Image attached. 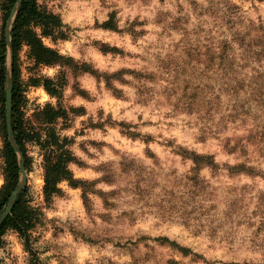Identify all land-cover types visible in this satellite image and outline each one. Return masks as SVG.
Returning <instances> with one entry per match:
<instances>
[{"label":"clouds","instance_id":"clouds-1","mask_svg":"<svg viewBox=\"0 0 264 264\" xmlns=\"http://www.w3.org/2000/svg\"><path fill=\"white\" fill-rule=\"evenodd\" d=\"M35 4L59 24L26 29L62 61L21 42L39 222L0 235V264H264V0ZM49 106L66 118L34 119ZM48 153L70 154L71 180L46 199Z\"/></svg>","mask_w":264,"mask_h":264},{"label":"trees","instance_id":"trees-1","mask_svg":"<svg viewBox=\"0 0 264 264\" xmlns=\"http://www.w3.org/2000/svg\"><path fill=\"white\" fill-rule=\"evenodd\" d=\"M17 0H1L2 11L4 12L5 19L9 17L13 6ZM33 20H38L46 26L45 35L50 34V30L47 28L48 24L58 25L59 21L56 18L45 15L44 11H37L35 0H24L20 11L17 15L15 23L12 29V41L14 50V68H13V108H12V128L18 145L22 151L23 157L26 162V168H30V159L27 156L26 149L24 147L25 140L31 141L36 140L37 143L40 142L39 131H44L45 129H30L27 122L23 118V113L20 111V106L22 105V84L20 80V66H19V51L22 41H27L32 45V55L36 56L37 65L39 62H44L46 64H51L54 62H59L60 57L44 47H42L40 41L36 38L35 34L26 29V26ZM6 53L7 46L4 36L0 41V121H1V135L3 139V151H1V156L6 164L3 168L5 176V186L0 190V216L5 211L12 193L16 189L21 173L19 167L18 156L15 153L13 147L11 146L8 135H7V124H6V98H5V81H6ZM37 84L38 81H33ZM46 87L53 95H57L58 92L53 87L52 83L47 81ZM56 116H61V113L54 111L50 106L45 109L44 113H37V121H48L53 122ZM49 140L41 145L43 149H47L49 143L56 144L57 140L53 134L52 130H48ZM65 143H68L65 140ZM57 147H62V145H57ZM65 157L71 159L70 154L62 153L60 156H56L55 159L57 163L53 164V154L48 153L45 156V161L47 162V187L45 188L46 199L48 194H50L54 189L55 182L64 176L71 180L70 173L65 171L64 165L66 163ZM80 182H73V186ZM27 188L24 187L20 195L18 196L12 212L7 216L3 222L0 235H3L4 231L8 227L16 228L22 237L30 239L27 236V230L34 227V221H36V214L34 210L27 208L25 196L27 195ZM37 222V221H36ZM2 244V241H0ZM26 247L31 251L30 245ZM35 259V253L32 254Z\"/></svg>","mask_w":264,"mask_h":264},{"label":"water","instance_id":"water-1","mask_svg":"<svg viewBox=\"0 0 264 264\" xmlns=\"http://www.w3.org/2000/svg\"><path fill=\"white\" fill-rule=\"evenodd\" d=\"M24 0H17L9 17V20L7 22V27H6V35L5 39L7 42V49L11 53V59L13 57V44H12V39H11V33H12V27L15 22V19L20 11V8L22 6ZM13 67H12V61L10 62V66H8L7 69V75H6V124H7V135H8V140L13 147L14 151L16 154H21V156L18 158L19 160V167H20V173L22 174L23 169H26L25 161L20 149V146L18 145L13 128H12V108H13ZM18 156V155H17ZM27 179L25 178L23 181H19L16 189L11 195V198L9 200V203L5 209V211L2 213L0 216V229L7 218V216L12 212L13 207L15 205V202L24 189L26 185Z\"/></svg>","mask_w":264,"mask_h":264},{"label":"rangeland","instance_id":"rangeland-1","mask_svg":"<svg viewBox=\"0 0 264 264\" xmlns=\"http://www.w3.org/2000/svg\"><path fill=\"white\" fill-rule=\"evenodd\" d=\"M1 1V0H0ZM14 7V6H13ZM13 9V8H12ZM12 11V10H11ZM11 14V13H10ZM9 17H10V15H9ZM9 17L7 18V20L5 19V15H4V12L2 11V7H1V2H0V41H1V39H2V36H4V38H5V35H6V27H7V22H8V20H9ZM17 18V17H16ZM16 20V19H15ZM15 23V22H14ZM14 25V24H13ZM108 26H110V25H105V27H108ZM12 29H13V27H12ZM11 39H12V33H11ZM5 42H6V39H5ZM12 44H13V41H12ZM6 46H7V42H6ZM8 55H9V51H8V49H7V53H6V59H7V57H8ZM11 61H12V67L14 68V63H15V58H14V50H13V57H12V59H11ZM60 61H62V58H61V60H59V62ZM69 63H70V61H69ZM8 64L6 63V75H7V69H8ZM19 66H20V68H21V61H20V59H19ZM27 71L28 72H35V68H33V67H29L28 69H27ZM21 80V79H20ZM33 81H36V79H29L27 82H22L21 81V84H22V90H24V89H26V87H27V85L28 84H34V82ZM12 82H13V79H12ZM47 81H45V83H46ZM49 82H51V81H49ZM63 82V81H62ZM38 83H39V81H38ZM52 83V82H51ZM53 85V84H52ZM83 94V93H82ZM60 95V93L58 92V94H57V96H59ZM5 98H6V81H5ZM22 104H26V100L24 99V97L22 98ZM73 111H77V110H73ZM78 111H80V112H83V109H80V110H78ZM60 113H61V116H65V118H66V114H65V112L63 111V109L61 108V110L59 111ZM34 119H36L37 120V114L34 116ZM27 122V124H28V127L30 128V129H36L35 127H33V125H32V123H31V121H26ZM42 129V128H41ZM0 140H2L3 141V139H2V135H1V121H0ZM22 152V151H21ZM23 155V154H22ZM0 158H2V156H1V151H0ZM24 158V157H23ZM3 159V158H2ZM30 159V158H29ZM24 161H25V159H24ZM31 163H32V161H31V159H30V165H31ZM25 165H26V162H25ZM3 168H4V165H2V164H0V172H2V174L4 173V171H3ZM27 169V168H26ZM28 170V169H27ZM28 171H31V166H30V168H29V170ZM4 175V174H3ZM25 187L27 188V193H28V191H29V188H28V184H27V181H26V185H25ZM0 190H1V188H0ZM38 212H39V210L37 209V210H35V214H36V218H37V215H38ZM37 222H39L38 220H36ZM3 243V242H2Z\"/></svg>","mask_w":264,"mask_h":264}]
</instances>
